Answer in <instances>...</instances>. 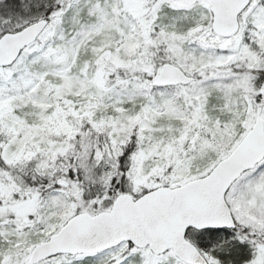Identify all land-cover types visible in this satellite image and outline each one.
<instances>
[{
	"label": "snow or ice",
	"instance_id": "obj_1",
	"mask_svg": "<svg viewBox=\"0 0 264 264\" xmlns=\"http://www.w3.org/2000/svg\"><path fill=\"white\" fill-rule=\"evenodd\" d=\"M0 264H264V0H0Z\"/></svg>",
	"mask_w": 264,
	"mask_h": 264
}]
</instances>
